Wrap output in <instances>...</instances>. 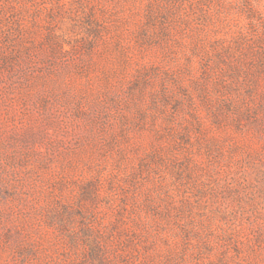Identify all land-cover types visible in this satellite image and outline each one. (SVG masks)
Here are the masks:
<instances>
[{
    "label": "rangeland",
    "instance_id": "1",
    "mask_svg": "<svg viewBox=\"0 0 264 264\" xmlns=\"http://www.w3.org/2000/svg\"><path fill=\"white\" fill-rule=\"evenodd\" d=\"M0 264H264V0H0Z\"/></svg>",
    "mask_w": 264,
    "mask_h": 264
}]
</instances>
